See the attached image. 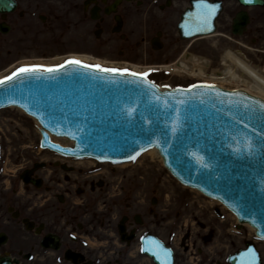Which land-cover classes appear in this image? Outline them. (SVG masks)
I'll return each instance as SVG.
<instances>
[{
	"label": "flooded vegetation",
	"instance_id": "af4514ba",
	"mask_svg": "<svg viewBox=\"0 0 264 264\" xmlns=\"http://www.w3.org/2000/svg\"><path fill=\"white\" fill-rule=\"evenodd\" d=\"M200 2L0 0V68L44 63L52 60L51 51L78 48V44L104 58L147 64L194 58L221 64L226 52L240 54L251 63L264 62V0H203L217 6L215 20L212 25L209 21L210 30H197L205 36L185 40L180 33L183 15L188 14L192 26L190 16L199 11ZM42 178V188L28 186L20 193L10 182V193H4L0 172V260L12 264H156L142 251V238L151 232L160 239L165 236L174 264H229L225 252L211 255L204 250L203 223L177 246L178 225L165 227L176 221L159 220L153 209L148 211L155 219L146 221L145 200L133 206L116 199L107 207L105 187L84 181L78 172ZM129 196L127 192L122 195Z\"/></svg>",
	"mask_w": 264,
	"mask_h": 264
},
{
	"label": "water",
	"instance_id": "95a60500",
	"mask_svg": "<svg viewBox=\"0 0 264 264\" xmlns=\"http://www.w3.org/2000/svg\"><path fill=\"white\" fill-rule=\"evenodd\" d=\"M95 75L94 79L92 74L72 69L55 78L17 83L20 91L11 98L0 96V107L14 99V103L38 118L45 130L71 139L74 138L68 133H74L76 146L66 151L69 154L127 160L128 154L117 150L125 137L137 142V150L156 146L178 179L224 201L241 221L251 223L264 236V110L253 103L262 101L203 90L187 94L159 92L162 99L167 97L172 104L165 110L154 102L150 92L138 96L141 87L126 84L124 79L112 83L113 77ZM186 96L190 97V118L184 121L183 106L172 99ZM85 100L90 102L88 110ZM245 104L251 107L246 109ZM175 108L181 111L177 113ZM128 109H135L131 117ZM181 123L183 126L173 135L171 127ZM43 133L46 136L44 130ZM233 134H246L254 150L252 156L234 151L244 145L232 140ZM89 137L95 140L94 144L88 142ZM181 140L187 148L178 159L175 146Z\"/></svg>",
	"mask_w": 264,
	"mask_h": 264
},
{
	"label": "rangeland",
	"instance_id": "374dc122",
	"mask_svg": "<svg viewBox=\"0 0 264 264\" xmlns=\"http://www.w3.org/2000/svg\"><path fill=\"white\" fill-rule=\"evenodd\" d=\"M56 51L70 52L77 50L73 47H63L57 48ZM78 51L82 50L78 47ZM260 64L261 62H259L257 65ZM217 69L218 68L214 67V70ZM151 77L157 83L163 85H171L172 87L186 86L199 80H208L205 77L192 78L188 74H170L168 71L167 73L164 72L154 74ZM0 140H13L14 142L12 146H14V148L18 150L23 149V147L20 148V145H27V147L24 148L25 153L28 155H35V152H38L37 142L38 140H40V135L38 133L37 125L34 124V122L29 117L22 114L18 110L9 109L0 113ZM45 156L46 155H37L36 158ZM136 166L139 170H136L135 172L139 174L136 176V178H139L140 176L145 177V181L143 179L141 181L144 184L138 185V188L140 189V193L144 192L147 205H149L151 199L155 197L156 199H158V202L160 204L159 209L161 213L165 215L164 217H162V219L178 220L179 223L183 222V224L179 225V236L185 231V229H191L195 227L194 225L189 226L192 223L191 220L207 218L220 221L219 218L213 217L214 209L216 207L220 208L222 214L224 215V223L226 225H230L229 229H231L232 221L228 217H226L227 214L229 216L231 215L226 209L221 206V204H217L209 200L196 191L183 187L171 176V174L166 169H164L161 162H159L157 159H152L151 157L147 156L145 158L139 159ZM127 173L133 174L131 170L127 171L125 174ZM109 188L110 187L107 186V189ZM197 196H200L198 204H208L204 205V209H201L198 205V207L191 205L192 201ZM135 198L136 196L132 197L133 200ZM201 212H204L206 214L205 217H200ZM239 230L240 231H238L237 233H234L239 234V236H233L234 234L226 235L225 232L222 233L220 231L221 234L219 233V240L221 242L228 243L237 241L239 239L243 240L244 238L252 239L247 229L242 228ZM224 237L229 238V241ZM259 247L264 249V244L259 243Z\"/></svg>",
	"mask_w": 264,
	"mask_h": 264
},
{
	"label": "snow or ice",
	"instance_id": "6c2138e0",
	"mask_svg": "<svg viewBox=\"0 0 264 264\" xmlns=\"http://www.w3.org/2000/svg\"><path fill=\"white\" fill-rule=\"evenodd\" d=\"M246 2H252V0H246ZM197 11L196 13L191 14L190 20L192 23V26L195 30L204 31L205 29L210 30L209 28V21L212 19L213 15L217 11V6L211 5L208 3L203 2L201 0L200 3L196 5ZM183 27V26H182ZM68 66H72L74 68L84 69L87 71L88 74H92L93 78H97L95 74H99L100 78H107V77H120L124 78V83H131L135 84L138 87L142 88V91L137 93L138 96H145L149 92L155 97V103L159 106L162 105L165 110H168L171 108L172 104L170 103L169 99L167 97L161 98V96L158 94L159 89L157 88L156 84L148 79V77L151 75L150 72H144V73H137L134 71H131L129 69H118V68H106L102 67L101 65H90L83 63L79 60L70 59L64 62V64H61L57 68H50V67H41V66H32V67H20L17 69L16 72L12 73V75L5 77L4 79H0V90L3 91L6 97L11 98L17 94L19 89L16 88L17 82L24 83L26 80H40L44 78H55L60 74L61 69L67 68ZM47 74V76H45ZM126 78H131L126 79ZM112 83H116L117 81L113 79L111 81ZM212 85H192V88L189 89H177L176 93H191L192 89H201V88H213ZM190 97H185V99H175L173 97L172 102L178 105L183 106L184 111V121H187L190 117L188 115L190 104H189ZM15 101H13L14 103ZM39 103V101H37ZM90 102L85 100L84 106L85 110H88L87 105ZM203 103V101H201ZM254 104H259V107L264 110V103H260L258 101H254ZM23 106V105H22ZM244 107L250 108V105L245 104ZM177 113L181 111L180 108L173 109ZM135 111V109H128L127 115L131 117L132 113ZM88 117H85V120H87ZM179 119V116L177 117ZM239 121H237L238 123ZM181 124H174L171 127V131L173 135H176L179 131V129L182 127ZM47 127V125H45ZM247 128V124L244 126ZM60 134V133H57ZM68 135L72 136L74 139L75 134L72 132H69ZM232 140H238L241 141L244 145V148H236L234 151L240 155L246 154L248 156H252L254 154V150L252 148L251 141L247 139L246 134L244 137H240L236 134H233L231 136ZM90 144H94L95 140L91 137H89ZM149 143H151V140L149 139ZM176 147V155L179 159L182 155V152L185 148H187V144L181 140ZM118 151H123L125 154H128V159L132 162H135L137 157L142 154V152L146 149L141 148L140 150H137V142L135 140L129 141L126 137L122 138L119 142V147L117 148ZM134 153V154H133ZM119 161H112V163H118ZM261 239H264V237H261ZM151 244L156 245V247L159 249V251H153V255L156 256L158 260H161V264H171V256L172 253L170 250L165 249L163 245H160L157 241H150ZM146 249H142L144 251ZM161 256H163V259H161ZM245 257H251V260L246 261V264H255V253L252 250H249L248 252L244 253Z\"/></svg>",
	"mask_w": 264,
	"mask_h": 264
},
{
	"label": "bare ground",
	"instance_id": "6f19581e",
	"mask_svg": "<svg viewBox=\"0 0 264 264\" xmlns=\"http://www.w3.org/2000/svg\"><path fill=\"white\" fill-rule=\"evenodd\" d=\"M75 56V55H73ZM78 58L85 60H94L96 59L90 55H78ZM62 60V59H61ZM222 71L212 74H208V64L207 62L199 60H192L191 63H179L178 65L168 66L167 69L172 71L173 74H189L193 78H203L208 77L207 82L221 84V86H228L229 88L244 89L248 93L259 96L264 100V69L259 67H254L250 62H248L242 55L236 54L233 52H226L222 57ZM134 68L140 69V67L134 66ZM151 157L152 159H157L159 162H162L161 157L155 149H151L148 152L141 155V159L145 157ZM154 162V161H153ZM79 166L84 168L94 167L93 162L81 161L78 163ZM131 164H124L118 166L122 170L114 174V178L111 179V184L113 190L117 187V176L121 175L125 168H128ZM195 190V189H193ZM200 196H197L192 201L191 205H197L199 202ZM215 202V200L211 199ZM211 202V203H213ZM199 205H208L200 204ZM237 220L236 217H234ZM249 227V232H255V229L249 224H243Z\"/></svg>",
	"mask_w": 264,
	"mask_h": 264
}]
</instances>
